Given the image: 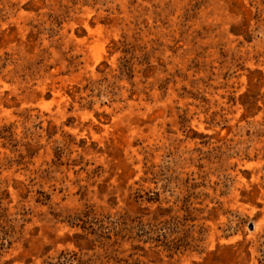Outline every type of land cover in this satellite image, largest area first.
Masks as SVG:
<instances>
[{
  "label": "rangeland",
  "instance_id": "obj_1",
  "mask_svg": "<svg viewBox=\"0 0 264 264\" xmlns=\"http://www.w3.org/2000/svg\"><path fill=\"white\" fill-rule=\"evenodd\" d=\"M0 264H264V0H0Z\"/></svg>",
  "mask_w": 264,
  "mask_h": 264
}]
</instances>
